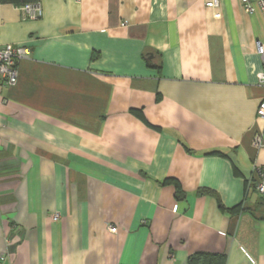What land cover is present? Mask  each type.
I'll return each mask as SVG.
<instances>
[{"label": "crops", "instance_id": "0c3cea01", "mask_svg": "<svg viewBox=\"0 0 264 264\" xmlns=\"http://www.w3.org/2000/svg\"><path fill=\"white\" fill-rule=\"evenodd\" d=\"M209 1H0V264H264V12Z\"/></svg>", "mask_w": 264, "mask_h": 264}, {"label": "built area", "instance_id": "2783aa9c", "mask_svg": "<svg viewBox=\"0 0 264 264\" xmlns=\"http://www.w3.org/2000/svg\"><path fill=\"white\" fill-rule=\"evenodd\" d=\"M245 12L251 14L254 12V5L262 12H264V0H240ZM218 4L217 0H211L206 3L208 8H214ZM21 8L23 16L28 20H37L42 16V8L39 2L28 3ZM219 17L218 13H215ZM255 48L258 56L262 61L264 68V46L260 42H255ZM29 55V50L23 46H13L12 44L0 45V77L4 79L9 86H14L17 82L18 71L17 66L20 60ZM259 85L264 87V70L257 75ZM258 120L264 123V100L258 105L256 111ZM264 131V124H263ZM263 131L257 132L253 136L252 145L255 149L264 148ZM257 181L254 184V189L257 195L264 200V167L258 168ZM58 216L54 215L53 220H57ZM111 232H115V228H110Z\"/></svg>", "mask_w": 264, "mask_h": 264}, {"label": "trees", "instance_id": "16d2710c", "mask_svg": "<svg viewBox=\"0 0 264 264\" xmlns=\"http://www.w3.org/2000/svg\"><path fill=\"white\" fill-rule=\"evenodd\" d=\"M3 4H10L16 7H22L28 3L38 2V0H0ZM173 184L178 188L177 182L173 181ZM225 256L216 255L204 252H198L190 255L187 259V264H224Z\"/></svg>", "mask_w": 264, "mask_h": 264}]
</instances>
